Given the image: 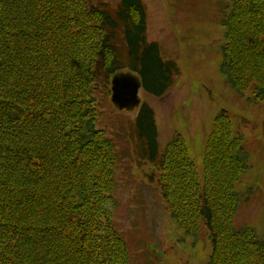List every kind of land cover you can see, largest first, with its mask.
<instances>
[{"label": "trees", "instance_id": "trees-1", "mask_svg": "<svg viewBox=\"0 0 264 264\" xmlns=\"http://www.w3.org/2000/svg\"><path fill=\"white\" fill-rule=\"evenodd\" d=\"M112 1L0 0V264H131L114 225L121 158L97 98L127 70L161 98L180 68L147 39L143 0ZM222 1L220 73L264 101V0ZM212 122L200 179L182 135L160 150L142 103L133 130L156 169L148 182L186 234L208 230L207 264H264V241L234 225L250 193L234 190L251 169L243 138L226 110Z\"/></svg>", "mask_w": 264, "mask_h": 264}, {"label": "rangeland", "instance_id": "rangeland-1", "mask_svg": "<svg viewBox=\"0 0 264 264\" xmlns=\"http://www.w3.org/2000/svg\"><path fill=\"white\" fill-rule=\"evenodd\" d=\"M143 2L147 39L159 45L164 59H174L180 68L175 84L161 98L143 90L139 93L141 101L155 113L158 147L164 149L175 132L182 135L201 179L204 144L212 121L226 110L233 121V132L243 138L251 166L234 186L238 192L250 191L238 207L234 225L252 227L264 241V101L255 102L250 91L239 97L220 73L226 33L221 24L224 2ZM110 95L99 94L97 104L102 126L115 138L121 158L115 192L119 209L114 225L128 242L131 264H207L212 252L208 230L204 228L195 238L169 216L157 190L148 182V174L156 169L141 157L133 126L137 114L116 111Z\"/></svg>", "mask_w": 264, "mask_h": 264}, {"label": "water", "instance_id": "water-1", "mask_svg": "<svg viewBox=\"0 0 264 264\" xmlns=\"http://www.w3.org/2000/svg\"><path fill=\"white\" fill-rule=\"evenodd\" d=\"M110 103L118 111L133 113L140 107L139 90L142 81L131 71L116 72L110 79Z\"/></svg>", "mask_w": 264, "mask_h": 264}]
</instances>
